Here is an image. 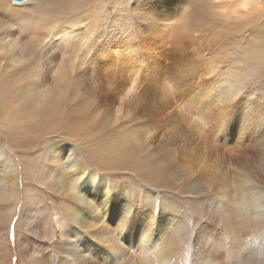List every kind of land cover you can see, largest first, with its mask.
I'll use <instances>...</instances> for the list:
<instances>
[{"label": "rangeland", "instance_id": "rangeland-1", "mask_svg": "<svg viewBox=\"0 0 264 264\" xmlns=\"http://www.w3.org/2000/svg\"><path fill=\"white\" fill-rule=\"evenodd\" d=\"M4 2L1 1L2 5ZM4 9L8 11L6 2ZM19 10V15L27 18L31 6L25 5ZM64 16L61 18L62 22L70 20L76 29L87 28L82 32L83 35L76 36L75 46L67 42L70 38L64 41V37L58 36V41L56 36L51 38L68 54H81L83 51V58L86 55L80 76H70L71 79L67 77L64 80L66 94H76V100H82L84 112L78 117L70 137H48L42 149L53 144L69 145L80 164L87 170H98L101 176H105L102 178L105 184L113 189H123L125 197L130 198V201L134 200L133 207L139 206V199L142 201L145 192L159 196L161 202L164 198L174 199L173 203L178 205L176 214L183 225H186L184 231L189 246L198 244L213 229V232H219L216 230L217 217L205 212L196 203L200 194L198 191L218 187L222 193H229L231 198L235 196L236 192L233 191L239 185L246 186L250 182L252 188L257 186L256 181L261 182V178H264V0H249L246 8L240 7L239 0H87L75 13ZM14 21L18 22L19 18ZM81 31L79 30L80 34ZM88 37L90 40L86 39ZM78 38L87 42L78 43ZM108 48L118 51L112 54L105 52ZM96 59L105 68L99 71L95 79H90V71H86V68ZM15 71L8 77L16 75L18 69ZM133 73H136V86L139 87L125 98L126 101L123 100L124 105H119L114 100L112 94L115 92L112 88L117 89ZM227 79H236L234 81L238 89L233 96L220 92L227 85ZM81 93L88 97L103 94L106 99L105 102L92 99L85 103V97ZM74 103L76 101H72V105ZM118 105L120 110L116 113ZM199 128L204 133H200ZM239 129L241 132H238ZM146 131L151 133L147 144L143 143ZM137 134L142 142L139 149L132 140ZM195 134L197 135L193 141L189 137ZM126 135L129 140L123 141L122 138ZM121 142H124L125 148L130 149L128 152L131 156L129 158L125 154V160H121L116 168L108 169V160L119 161L121 158L115 155L118 154L115 152L116 148L123 152ZM207 144H214L219 151L213 146L209 148L214 150L208 149ZM178 146L180 150L177 149ZM202 146H206L209 153H205ZM220 149L224 150L223 156L226 155L224 152L227 153L224 158L220 156ZM32 151L26 154L21 152L22 160L33 158L37 151ZM215 151H218L217 156ZM200 152L204 155H200ZM232 153L235 157H232ZM93 155H98L101 161L107 162L103 165L104 168L97 169L93 160L98 159ZM202 156L205 158L203 161L200 160ZM19 160L20 164L22 160ZM145 160L153 162L154 166L150 165L154 168L151 172L154 171L161 178H169L168 185L163 184V187L162 184L140 180L134 165L140 167V162ZM185 179L190 180L188 184ZM24 182L26 185L34 183L32 179ZM41 187L47 194L48 191L42 185L39 188ZM260 187L264 190V183ZM45 196H40V199L51 207L40 211H44L45 217L46 214H57L60 207L55 202L46 200ZM56 199L59 197L56 196ZM19 232L20 230L15 231L12 227V237ZM30 242L34 248L40 246L33 239ZM50 244L54 250V260H57L58 248L54 243ZM12 262L18 263L14 255ZM21 263L22 261L18 264Z\"/></svg>", "mask_w": 264, "mask_h": 264}, {"label": "bare ground", "instance_id": "bare-ground-1", "mask_svg": "<svg viewBox=\"0 0 264 264\" xmlns=\"http://www.w3.org/2000/svg\"><path fill=\"white\" fill-rule=\"evenodd\" d=\"M1 1L3 0H0V264H13V255L18 263L22 261L21 264H264V190L260 187L263 186L264 178H261V182L256 181L257 186L252 188V183L245 180L249 185H239L238 189L233 191L236 192L235 196L231 198L229 193H222L218 187L198 191L200 194L196 203L205 212L217 217L216 230L219 232H213V229L211 233L205 234L202 242L189 246L184 231L186 225H183L176 214L178 205L173 203L174 199L161 198V202L159 196L145 192L142 201L139 199V206L133 207L134 200L126 198L123 189H113L109 184H105V180H102L105 176H101L98 170H87L80 164L69 145L53 144L42 149L48 137L52 139L54 135H72L78 117L84 112L82 100H76V94H66L64 80L70 76H80L86 55L83 58V51L76 54L71 50L68 54L51 38L56 36V41L58 36L64 37L63 41L70 38L67 42L75 46L76 36L83 35L82 32L87 28L76 29L73 22H62L61 18L75 13L87 0H11L15 4L21 3L20 5H13L10 0H4L8 11H4L5 2L2 5ZM248 2L249 0H239L240 7L246 8ZM25 5L31 6L27 18L19 15V9ZM15 18H19L20 22H15ZM89 38L86 39L90 40ZM77 40L82 44L87 42L83 41L84 39ZM110 48L105 52L112 54L118 51ZM97 62L98 59L87 65L86 71H90V79H95L99 71L105 68ZM17 69L16 75L13 74L14 76L9 78ZM135 75L136 73H133L130 79L124 81L117 89L112 88L115 92L112 94L114 100L119 105L139 87L136 86ZM227 80V85L224 83L226 86L220 87V92L233 96L238 89L234 81L236 79ZM81 95L85 97V103L92 99L105 102L106 99L103 94L89 97L82 93ZM72 101H76V104L72 105ZM119 110L120 106L116 113ZM198 130L204 133L202 128ZM238 132H241V129ZM143 135V143L147 144L151 133L146 131ZM196 135L189 138L193 140ZM127 138L126 135L122 140H129ZM132 140L139 149L142 143L139 141V135ZM121 145L124 154L116 148L115 152L118 154L115 155L121 158L119 161L108 160V169L116 168L121 160H125V154L130 158V149L125 148L124 142H121ZM209 146L207 144L208 149L219 151L217 146H213L214 149ZM203 147L204 150L206 146ZM177 149L180 150V147ZM208 149L205 148V153ZM32 150L37 151L35 156L22 160L21 152L26 154ZM218 151L214 152L215 156ZM223 151L220 149V156H223ZM202 152L200 155L204 153ZM224 154L227 155L225 152ZM232 157H235L233 153ZM94 158L98 159L93 160L98 166L97 169L107 163L101 161L98 155ZM208 158L211 159L210 155ZM229 158L231 159V156ZM19 159L22 160L21 166ZM202 159L205 158L202 156L200 160ZM150 165L154 166L153 162L148 163L146 160L140 162V167L134 165L140 180L168 185L169 178H161L159 174L151 172L153 167ZM28 179H32L34 183L26 185L24 181ZM189 181L186 180L187 184ZM39 185L48 191L47 194ZM43 195H46V200L58 204L60 209L57 214H46L45 217L44 211H40L51 207L40 199ZM56 196L59 197L58 200ZM14 222L15 224H12ZM12 227L15 231L20 230L14 237ZM32 239L40 246L32 247ZM51 242L58 248L57 260H54Z\"/></svg>", "mask_w": 264, "mask_h": 264}, {"label": "water", "instance_id": "water-1", "mask_svg": "<svg viewBox=\"0 0 264 264\" xmlns=\"http://www.w3.org/2000/svg\"><path fill=\"white\" fill-rule=\"evenodd\" d=\"M14 1H23V0H14Z\"/></svg>", "mask_w": 264, "mask_h": 264}]
</instances>
